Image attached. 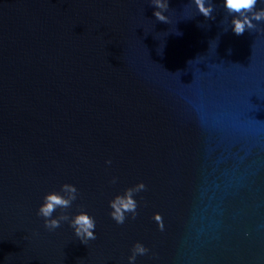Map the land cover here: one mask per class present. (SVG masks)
Masks as SVG:
<instances>
[{
  "label": "water",
  "instance_id": "95a60500",
  "mask_svg": "<svg viewBox=\"0 0 264 264\" xmlns=\"http://www.w3.org/2000/svg\"><path fill=\"white\" fill-rule=\"evenodd\" d=\"M213 2L169 0L166 24L150 0H0V264H128L136 242V264H264V31ZM65 183L88 245L37 215Z\"/></svg>",
  "mask_w": 264,
  "mask_h": 264
},
{
  "label": "clouds",
  "instance_id": "9594fccd",
  "mask_svg": "<svg viewBox=\"0 0 264 264\" xmlns=\"http://www.w3.org/2000/svg\"><path fill=\"white\" fill-rule=\"evenodd\" d=\"M195 5L198 8L200 15H203L205 19L215 20L216 16L213 13L217 10V5L213 0H194ZM258 5H261L258 7ZM150 6H153L156 10L154 16L157 21L163 23H170L169 16L165 15L170 9L169 0H150ZM222 7L227 15L223 17L220 22L222 24H229L230 30L235 35L241 36L245 32L252 31H264V28L260 27L261 23H264V0H223ZM199 26V25H198ZM224 32H228V28L224 29ZM176 35H182L181 32H177ZM232 49L227 50L228 54H232ZM189 62V61H188ZM179 72V71H178ZM107 164H111L112 161L108 160ZM113 184L117 182V178H113L111 181ZM147 186L145 183L129 187L123 194L115 196L113 200L109 202V206L112 209L110 212L111 218L117 224H124L128 218V214H131V218L135 220L139 215L138 202L134 196L142 191H146ZM79 197L78 188L70 183H65L61 186L59 192H51L44 197V202L38 209L37 215L44 220V227L48 231H55L60 228L62 222H67L69 226L74 230V235L83 244L88 245L90 241L97 239L96 232V220L85 212L76 214L74 217L68 214V209L73 205ZM57 209L61 210L59 216L54 217V212ZM155 221L158 223L160 231L165 230V224L160 214L154 216ZM150 252V249L141 242H136L131 249V255L128 257V264H136L138 256H145Z\"/></svg>",
  "mask_w": 264,
  "mask_h": 264
}]
</instances>
